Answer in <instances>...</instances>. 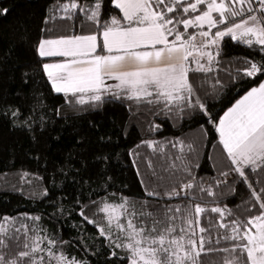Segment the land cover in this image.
<instances>
[{
  "label": "snow or ice",
  "instance_id": "obj_1",
  "mask_svg": "<svg viewBox=\"0 0 264 264\" xmlns=\"http://www.w3.org/2000/svg\"><path fill=\"white\" fill-rule=\"evenodd\" d=\"M8 11L0 9V16ZM39 21L35 38L25 28L0 56V65H6L17 44L33 54L31 63L22 62L15 93L32 101L29 114L0 103V117L9 130L26 131L34 142L37 131L47 130L46 114L39 120L33 115L47 107L39 82L49 96L62 94L63 104L49 111L64 120L69 113L102 112L112 105L137 117H163L173 127L197 117L204 122L187 144L181 137L163 142L142 138L135 146L167 155L170 163L163 172L169 181L178 180L179 192L176 187L162 190L165 176L157 175L149 156L143 159L150 174L142 177L135 159L139 151H128L146 197L163 201L186 193V204H150L122 195L120 203H110L107 195L92 199L94 189L83 203L81 194L67 205L53 200V219L72 213L80 218L70 240L50 232L41 214L4 215L0 264H203L202 254H223L219 264H264V0H46ZM229 41L251 49L253 56H226ZM230 92V106L220 115L215 104ZM7 98L6 91L0 94V101ZM88 124L99 130L98 123ZM114 125L127 136L128 120ZM137 127L151 136L162 125L149 120L145 129L137 118ZM74 133L75 150L58 169L65 176L74 159L80 164L77 174L89 164L86 136L78 128ZM202 142L220 150L219 158L208 156L213 175L193 170L199 167L193 161L200 159ZM96 143L112 145V134L98 135ZM168 145L178 154L168 155ZM109 158L101 150L91 159L103 163ZM29 175L23 172L21 180ZM111 179L100 187L106 189ZM73 180L81 188L91 187L83 178ZM40 195L47 198L48 190ZM229 200L235 203L230 206ZM99 213H104L103 222L96 218ZM201 214L207 226H201ZM84 224L96 234H89ZM75 245L79 257L68 252Z\"/></svg>",
  "mask_w": 264,
  "mask_h": 264
},
{
  "label": "trees",
  "instance_id": "obj_2",
  "mask_svg": "<svg viewBox=\"0 0 264 264\" xmlns=\"http://www.w3.org/2000/svg\"><path fill=\"white\" fill-rule=\"evenodd\" d=\"M45 3L46 0H0V9L6 8L9 10L6 15L0 16V56H3L25 28L33 38L37 36L40 23L39 17L43 12ZM225 55L234 58H251L253 51L243 45L229 41L225 47ZM256 58L258 59L259 57L257 56ZM32 60V52L17 44L13 50V58L9 59L6 65H0V94L5 91L8 93L7 100L0 101V103L18 106L25 116L29 114V106L32 101L25 99L22 95L17 96L15 93L20 89L22 62L28 61L31 63ZM48 60L46 58L45 62ZM14 61L20 62L16 63L15 71L12 69ZM9 77L12 78L9 79ZM37 80L39 82V77H37ZM38 87L40 92L43 93V103L47 107L37 108L33 115L39 120L41 115L46 114L45 119L48 126L47 130L42 134L37 131L36 142L31 139L26 131L19 129L9 130L8 122L0 117V218L4 215L17 216L21 213L41 214L43 225L50 232H56L65 240H70L77 235L73 224L80 223V218L75 213H72L66 218L53 219V200L59 199L61 203L67 205L72 202L75 196L81 194L83 203L94 189L96 194L92 195V199L107 195L110 203H120L119 198L121 195L137 201L148 199L150 204L169 203L177 205L188 202L190 197L186 193H181L179 197L172 200L165 198L163 201L146 197L144 188L140 184V177H137L136 168L132 164L135 157L129 156L128 151L129 149L134 152L139 151L140 157L135 159L142 177H147L150 174L146 167V161L143 159V157L149 156L152 159L157 175L165 176L163 181L164 189L162 190H171L172 187H176L179 192L180 184L178 180L169 181L167 178L168 173L163 172V169L168 167L170 163L167 155L162 157L159 152L153 154L152 150L147 149L146 146H141L139 149H136L135 146L139 144L142 138H151L163 142L181 137L187 144L188 141L197 135L198 125L204 122L203 119L199 117L191 120L185 119L182 125L173 127L172 121L165 120L163 117H153L146 114H138L137 117L128 113L124 106L108 105L102 112L69 113L68 119L64 120L49 111L53 106L63 104L62 94H54L55 98H53L48 95V88L43 86V82H39ZM240 94L242 95L243 92L241 91ZM232 95L230 92L224 97L222 103H216L214 111H218L222 115L223 110L230 106L229 101ZM231 102H234V100H231ZM137 118L143 122L145 129L149 120H154L155 123L161 124L162 128L151 134V136H145V133L141 132V129L137 127ZM89 120L98 123V131L89 126ZM125 120L129 121L126 137L120 134L114 125V121L123 123ZM74 128H78L80 133L86 136L84 147L87 149L85 154L88 157L89 164L87 170H81L77 174L74 169L80 168V164L77 159H74L72 162L73 170L65 176L58 169L64 165L68 153L75 150L73 148ZM104 133L112 134V145H98L96 143L97 136ZM57 136L59 137L58 140L53 139V137ZM117 137L119 138L117 139ZM101 150H106L110 158L103 163L92 161V155ZM198 150L200 159L193 161V163L199 164V167L193 170L198 175H213L214 173L209 167L208 156L211 155L213 160L219 158V148L214 149L211 143L202 142L198 146ZM185 151H187V148H185ZM166 153L175 156L178 154V149H172L168 145ZM37 156H39V160L36 159ZM23 172H28L31 175L24 177L22 181L21 174ZM109 176L112 179L108 182L106 189L100 187L101 182ZM73 177H75L76 181H80L81 178L88 180L91 187L85 186L81 188V185L76 183ZM147 182V179H145V183ZM43 189L48 190L47 198L40 195ZM32 193L36 195L33 196ZM112 193L116 195L112 196ZM228 203L232 206L235 201L229 200ZM136 206L139 208V204ZM93 211L94 209L90 208L87 214L92 216ZM162 211L163 209H161ZM103 217L104 213H99L96 218L103 222ZM201 226H207L205 214H201ZM84 227L89 234H96V229L92 225L84 224ZM73 243L75 244V242ZM68 252L77 257L81 255L79 245L70 247ZM222 256L223 254H202L200 259L203 264H212L213 260L219 264ZM125 264H127L126 261Z\"/></svg>",
  "mask_w": 264,
  "mask_h": 264
},
{
  "label": "crops",
  "instance_id": "obj_3",
  "mask_svg": "<svg viewBox=\"0 0 264 264\" xmlns=\"http://www.w3.org/2000/svg\"><path fill=\"white\" fill-rule=\"evenodd\" d=\"M46 62H49V60H48V61H46ZM107 83H113V81H107Z\"/></svg>",
  "mask_w": 264,
  "mask_h": 264
},
{
  "label": "rangeland",
  "instance_id": "obj_4",
  "mask_svg": "<svg viewBox=\"0 0 264 264\" xmlns=\"http://www.w3.org/2000/svg\"><path fill=\"white\" fill-rule=\"evenodd\" d=\"M121 219L123 220V219H124V217H121Z\"/></svg>",
  "mask_w": 264,
  "mask_h": 264
}]
</instances>
